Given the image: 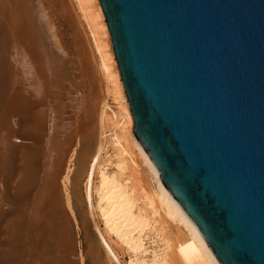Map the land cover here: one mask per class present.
Wrapping results in <instances>:
<instances>
[{
    "label": "bare ground",
    "instance_id": "6f19581e",
    "mask_svg": "<svg viewBox=\"0 0 264 264\" xmlns=\"http://www.w3.org/2000/svg\"><path fill=\"white\" fill-rule=\"evenodd\" d=\"M104 19L99 0H0V264H83L74 173L112 264L95 207L129 264H219L133 132Z\"/></svg>",
    "mask_w": 264,
    "mask_h": 264
},
{
    "label": "water",
    "instance_id": "95a60500",
    "mask_svg": "<svg viewBox=\"0 0 264 264\" xmlns=\"http://www.w3.org/2000/svg\"><path fill=\"white\" fill-rule=\"evenodd\" d=\"M99 3L163 184L219 264H264V0Z\"/></svg>",
    "mask_w": 264,
    "mask_h": 264
},
{
    "label": "rangeland",
    "instance_id": "374dc122",
    "mask_svg": "<svg viewBox=\"0 0 264 264\" xmlns=\"http://www.w3.org/2000/svg\"><path fill=\"white\" fill-rule=\"evenodd\" d=\"M109 45L111 47L110 38H109ZM73 166L75 167V170L78 168L79 163H78L77 158L74 160ZM71 183L72 184L69 187L70 199H71L70 203H71L73 213L76 218V224H77L76 229L78 232L76 238H77V244L79 243L78 244L79 248L84 257L83 264H107V263L112 264L113 261L110 259L109 256L105 254L104 250H102V247L99 244V241L93 229L94 228L93 221L89 213L87 212L85 203L81 199V195H80L81 187L79 186V183L77 181V175L75 173L71 177ZM94 196L95 197L93 199H94V204H95L97 201V196L96 195ZM93 215H94V219L96 223L99 225V228L102 229L101 231L103 232V234L106 237L108 236L107 238L109 241L111 240L110 243L113 246L117 255L119 256V259H120L119 261L122 262L121 264H129L128 261H129V257L131 253L130 252L128 253V251L125 248L120 246L118 242H116L114 237H112L111 235L109 236V234L106 233L103 222L100 217V213L96 209V207L93 210ZM149 238L150 237L147 238V243L149 245L146 243V245H148V248H151V246L153 248H157V242L151 243L150 241L151 238L150 239ZM91 244H92V247H90ZM114 264L116 263L114 262Z\"/></svg>",
    "mask_w": 264,
    "mask_h": 264
}]
</instances>
